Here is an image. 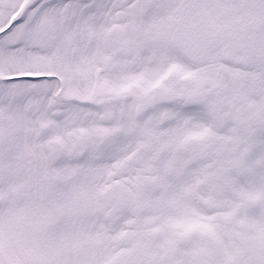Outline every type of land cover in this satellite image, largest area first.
I'll return each mask as SVG.
<instances>
[{
	"label": "snow or ice",
	"instance_id": "obj_1",
	"mask_svg": "<svg viewBox=\"0 0 264 264\" xmlns=\"http://www.w3.org/2000/svg\"><path fill=\"white\" fill-rule=\"evenodd\" d=\"M0 264H264V0H0Z\"/></svg>",
	"mask_w": 264,
	"mask_h": 264
}]
</instances>
